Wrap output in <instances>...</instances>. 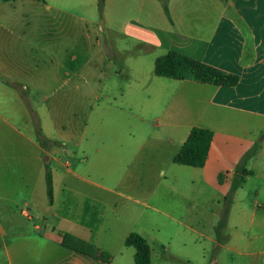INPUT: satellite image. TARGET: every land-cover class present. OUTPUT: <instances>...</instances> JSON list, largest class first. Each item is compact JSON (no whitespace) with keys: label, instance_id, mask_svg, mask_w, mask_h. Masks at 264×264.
<instances>
[{"label":"crops","instance_id":"0c3cea01","mask_svg":"<svg viewBox=\"0 0 264 264\" xmlns=\"http://www.w3.org/2000/svg\"><path fill=\"white\" fill-rule=\"evenodd\" d=\"M164 1L168 16L156 25L139 18L105 20L116 53L98 61L90 52L91 35H82L75 21L50 18L54 8L47 0H0V150H12L19 137L25 147L22 159L8 165L27 172L26 177L31 168L38 176L43 171L44 181L47 167L52 181L51 202L0 198V264H122L116 257L106 261L67 248L62 236L109 253L111 242L102 240L105 192L136 204L138 198H149L150 188L175 164L173 157L193 127L210 129L213 137L204 165L186 166L193 169L188 170L190 183L212 186L221 198L236 164L262 136L246 164L251 173L234 192L222 228L233 226V242L232 233L225 232L230 235L222 246L241 251L238 236L244 231L253 236L260 230L264 236V0ZM136 2L104 0L103 9L105 15L113 14ZM160 2L141 0L140 7L150 12ZM54 32L57 36L52 37ZM93 32L97 35L99 26ZM54 39L58 76L40 63L50 62ZM126 42L142 51L125 56L127 47L119 44ZM169 51L236 74L239 80L222 86L157 76L155 61ZM111 68L116 76L125 74L123 83L112 78ZM51 77L74 92L75 102L68 114L59 102L57 120L46 127L41 121L48 140L43 147L32 130L22 133L14 122L29 124L26 99L35 107L29 92L49 89ZM34 109L43 118L41 101ZM29 152L34 164L27 159ZM81 184L101 195L94 197L96 190L88 195L79 189ZM120 185L125 190L118 191ZM130 232L123 233V242ZM247 245L245 250H250L252 245ZM258 251L264 254V248Z\"/></svg>","mask_w":264,"mask_h":264},{"label":"rangeland","instance_id":"374dc122","mask_svg":"<svg viewBox=\"0 0 264 264\" xmlns=\"http://www.w3.org/2000/svg\"><path fill=\"white\" fill-rule=\"evenodd\" d=\"M54 9L48 14L50 18L58 19L61 17L66 21H75L82 35L90 34L91 54L97 57L98 61L102 58L110 59L111 54L116 53V43H110V31L107 28L108 18L134 19L139 18L142 22L156 25V20H166L163 11L162 2L157 3L156 7L150 12L145 7H140V1L136 4L129 3L119 11L114 10L105 15L103 9L104 0H47ZM129 5V6H128ZM128 6V7H127ZM141 8V10H140ZM146 14L150 13V17ZM106 18V19H105ZM153 21H152V20ZM151 20V21H150ZM99 26L100 32L96 35L94 30ZM39 31L38 28H34ZM55 37L57 32L53 33ZM43 45H46L44 43ZM125 46V56L134 55L142 51V48L132 46L130 42L119 44ZM51 55L50 62L44 60L41 67L50 68L56 71L58 76V44L56 39L51 40L49 45ZM72 52H74L72 50ZM115 61L118 60L113 56ZM49 63V64H48ZM115 69H110V74L115 81L123 83L125 74L116 76ZM47 90H38L31 93L30 99L32 105L36 107L41 101L43 118L37 115L35 107L31 106L29 98L26 99L27 109L29 111V124L21 121L14 122V126L22 133L34 132L40 129L41 121L51 123L58 118V103L66 105V113L74 108V92L68 91L67 87L59 86L58 79L50 78ZM24 96V92H19ZM65 103L62 104V102ZM1 124V123H0ZM3 131V128H2ZM37 137V136H36ZM20 138L12 146V150L5 148L0 150V198H48L45 186L46 176L49 169L45 170V181L43 171L38 176V171L31 168V175L26 177V173H21L16 168H11L10 163H20L22 149ZM28 147V146H27ZM31 152L27 153V159L34 164ZM31 158V159H30ZM46 162V159H44ZM188 170H193L180 164H173L171 168L164 172L159 184L154 182L149 191L150 197L140 199V204H136L132 198H125L119 193L105 192L102 198H108V206L104 210L103 229L105 234L102 240L111 242L110 258L116 257V261H122V264H135L133 261L134 248L126 246L122 240L123 233L132 230L141 234L150 247L151 264H264V254L258 251L264 248V236L261 231H255L253 236L244 231L238 236V242L242 245L241 251H229L223 247L225 239L230 237L232 242L235 230L232 225L221 229L217 238L216 224L223 209V198L220 197L216 188L202 184H191V177ZM21 174H25L22 178ZM31 179V180H29ZM112 185V182H109ZM250 188V185L249 187ZM81 191L93 196L101 195L97 190L88 185L81 184ZM122 191L123 185L117 187ZM125 190V189H124ZM155 192L153 193V191ZM33 191V193H32ZM58 197V195H57ZM141 197V196H139ZM137 198V197H136ZM24 209H27L26 207ZM251 244L250 250H245V246ZM241 248V247H240Z\"/></svg>","mask_w":264,"mask_h":264},{"label":"trees","instance_id":"16d2710c","mask_svg":"<svg viewBox=\"0 0 264 264\" xmlns=\"http://www.w3.org/2000/svg\"><path fill=\"white\" fill-rule=\"evenodd\" d=\"M41 1V0H37ZM162 1L165 14L168 16L166 2ZM154 72L157 76L167 77L177 80L191 79L198 82H207L215 85L233 86L236 85L239 77L236 74L227 73L221 69L209 66L205 63L192 59L186 55L169 51L165 55L158 57L155 61ZM36 136L40 144L45 147L48 140L42 135L41 130L36 129ZM213 137L210 129L193 127L186 140L180 146L178 152L173 157V162L190 166L202 167L205 163L207 152ZM262 136L242 155L236 164L230 179V186L223 198V209L216 224V235L225 226L229 214V208L233 200L234 192L245 182L246 176L251 173L246 168L248 160L255 154L258 143ZM222 175H219L221 179ZM46 189L49 201L52 199V181L50 172L46 176ZM61 244L74 251L89 255L94 258L110 261V255L100 250L94 245L80 239L63 234ZM126 246L134 248L133 261L135 264H151L150 247L145 238L137 232H130L125 240ZM189 264V263H187Z\"/></svg>","mask_w":264,"mask_h":264},{"label":"built area","instance_id":"2783aa9c","mask_svg":"<svg viewBox=\"0 0 264 264\" xmlns=\"http://www.w3.org/2000/svg\"><path fill=\"white\" fill-rule=\"evenodd\" d=\"M20 213H21L24 217H26V218H28V219H31V216H30V214H29L28 211H26V210H21Z\"/></svg>","mask_w":264,"mask_h":264}]
</instances>
